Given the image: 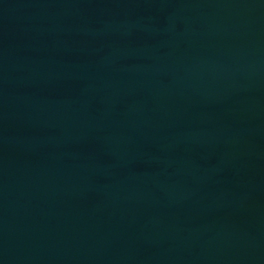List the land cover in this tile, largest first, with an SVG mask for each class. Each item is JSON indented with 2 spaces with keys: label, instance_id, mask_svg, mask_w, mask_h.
<instances>
[{
  "label": "water",
  "instance_id": "water-1",
  "mask_svg": "<svg viewBox=\"0 0 264 264\" xmlns=\"http://www.w3.org/2000/svg\"><path fill=\"white\" fill-rule=\"evenodd\" d=\"M0 264H264V0H0Z\"/></svg>",
  "mask_w": 264,
  "mask_h": 264
}]
</instances>
